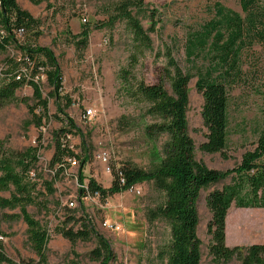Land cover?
Masks as SVG:
<instances>
[{"label":"rangeland","instance_id":"1","mask_svg":"<svg viewBox=\"0 0 264 264\" xmlns=\"http://www.w3.org/2000/svg\"><path fill=\"white\" fill-rule=\"evenodd\" d=\"M26 8L39 24L25 30L16 43L0 51V75L6 69L4 59L17 60L21 52L17 44L48 47L54 54L60 71L59 104L63 112L72 119L76 131L67 134L69 146L76 154L62 173L53 176L48 160L53 148V136L62 127L64 116L56 111L52 86L46 81L40 86L41 96L46 100L47 116L41 119L38 128L31 122L26 104L33 105L30 86H21L14 92V99L0 107V155L8 151L19 152L35 143L40 130L41 148L37 161L29 171L35 185L33 195L39 206L27 205L26 211L47 229L45 245L47 264H59L71 257L72 248L79 264H94L87 252L95 245V239L76 240L70 245L56 230V226L77 227L78 222L66 221L86 217L95 231L107 241L112 252L110 264H162L157 251L168 240V226L161 219L147 220L146 210L163 200L162 193L151 182L141 181L129 189L99 198L86 195L77 198V173L81 167L83 182L91 177L103 187H108L112 173L124 163L143 169L152 168L157 162L152 145L160 146L161 138L155 142L145 139L142 133L140 108L119 90L118 71L127 68L131 34L123 19L97 26L115 11L120 0H42L32 4L28 0H16ZM215 3L244 17L240 0H142V7H130L140 25H149L148 10L155 8L158 22L155 31L148 32L151 49L146 51L131 73L145 83H154L162 75L166 47L178 65L192 74L204 70L220 59V53L207 44L189 53L188 44L202 27L217 21ZM23 8V9H24ZM96 25V26H95ZM86 27L88 34L83 46L76 47L74 40ZM38 34H35V32ZM238 57L228 53V141L223 158L220 153H206L199 149L207 132L201 116L203 99L195 88L196 76L188 83V105L186 111L187 130L193 140L194 155L207 166L219 170L233 167L240 161L242 153L252 149L257 132L264 125V42L245 36ZM44 62L41 54L35 55ZM221 68V67H220ZM219 68V70H220ZM2 82L0 78V83ZM165 87L168 85L165 82ZM65 97L70 101L64 106ZM92 108L94 114L87 116L85 110ZM37 112L38 109L36 108ZM127 116V122L120 116ZM146 120H149L146 118ZM83 141V144H81ZM86 155V161L78 159ZM43 181H51L52 191L44 189ZM229 179L217 182L200 191L197 199V235L200 239L199 264H239L238 258L216 263L209 253L210 235L207 223L211 213L205 198L213 189L227 184ZM8 191H0L7 197ZM69 202H72L69 205ZM19 213L0 207V245L3 254L12 264H37L36 256L26 241V226L20 218L11 219L7 214ZM264 243V207L237 208L231 206L226 216V244L249 245ZM7 264V263H1ZM9 264V263H8Z\"/></svg>","mask_w":264,"mask_h":264},{"label":"trees","instance_id":"2","mask_svg":"<svg viewBox=\"0 0 264 264\" xmlns=\"http://www.w3.org/2000/svg\"><path fill=\"white\" fill-rule=\"evenodd\" d=\"M38 4L42 0H28ZM142 0H120L114 6V13L107 16V20L96 24L103 26L123 19L131 34L130 50L127 56V68L118 71L119 90L131 102L140 108L139 118L142 122V133L146 140L155 142L159 137L161 143L158 148L152 145V152L157 160L150 169H143L130 163L121 164L113 173L108 187H103L91 177L83 182L84 176L80 170L77 173V198L86 195H97L105 198L108 195L129 189L134 184L147 181L162 193L163 200L156 206L146 210L149 221L163 220L168 226V240L157 251V259L162 264H199L200 239L197 235L198 211L197 199L200 191L212 184L229 179V182L219 189L211 190L206 198V205L211 213L207 223L210 235L208 250L214 262H228L233 258L240 260L239 264H264V243L249 245L226 244V216L231 206L237 208L264 207V125L257 132L252 149L245 150L240 161L231 168L219 170L207 166L197 160L194 155L193 140L187 130L188 83L196 76L195 88L201 94L203 103L201 116L207 132L205 140L199 149L206 153H220L227 158L228 141V85L227 70L222 67L227 62V55L233 52L238 57L241 43L245 36L264 42V0H240L244 17L237 12L225 9L215 3L217 21L206 23L188 44L189 53L197 47L207 44L215 48L221 57L197 74L184 71L171 55V49L166 47L162 55L165 63L162 75L154 83H145L142 78L135 77L131 68L138 59L151 49L148 32L155 31L158 22L155 14L157 10H148L149 25L144 29L138 19L130 12V7L136 10L142 7ZM39 19L34 18L27 10L21 8L16 0H0V51L16 43L14 31L17 28L34 29ZM95 25V26H96ZM35 34H38L36 31ZM88 30L82 27L79 38L74 40L76 47L86 42ZM21 52L19 60L5 58L6 69L0 75V107L13 100L14 92L21 86H30L33 105H28L25 99H20L27 107L31 122L38 128L41 119L47 116L46 100L41 96L39 85L19 74L20 66L25 64L22 57L26 56L36 65H41L45 74V81L52 86L55 97L56 111L61 113L62 127L53 136V148L48 160V168L56 177L68 166L76 154L69 146L66 138L76 127L62 110L59 99L60 71L53 52L46 46L17 44ZM36 54H41L44 62L37 60ZM35 66L30 72H34ZM221 67V68H220ZM220 68V70H219ZM19 74V75H18ZM18 75V77H16ZM167 83L168 89L164 83ZM70 101L65 97L64 106ZM38 109L36 112L35 109ZM149 119V120H146ZM120 120L127 122V116H120ZM40 130L37 131L35 143L24 150L8 151L0 155V191H8L7 197H0V207L13 209L18 207L19 213L7 214V217L20 218L26 226V241L34 252L37 264H47L45 245L48 241L47 229L34 219L25 209L27 205L39 206L33 192L36 182L28 175L37 161V152L41 148ZM83 144V141H81ZM83 163L86 155L78 159ZM44 189L52 191L51 181H43ZM78 222L77 227L56 226L55 230L70 245L76 240L95 239V245L87 252L94 264H110L112 252L108 241L95 231L86 217L74 219L68 217L66 221ZM1 233V232H0ZM1 236V234H0ZM71 257L59 264H79L78 254L69 249ZM10 260L3 254L0 245V264Z\"/></svg>","mask_w":264,"mask_h":264},{"label":"built area","instance_id":"3","mask_svg":"<svg viewBox=\"0 0 264 264\" xmlns=\"http://www.w3.org/2000/svg\"><path fill=\"white\" fill-rule=\"evenodd\" d=\"M23 33V29L22 28H17L14 31V35L16 37H20L21 34ZM21 57L18 56L17 60H19ZM22 61L25 63L26 62V66L25 64L21 65L20 68V73L21 75L25 76L26 79H30L31 81H33L35 84L39 85V87L41 86V84L43 82H45V74H44V70L43 67L41 65H36L34 64V62L32 60H28V58H26V56L22 57ZM35 66V70L34 72H30L31 68ZM18 74V75H19ZM18 75L16 77H18ZM92 108H87L85 110L87 116H92L94 114V112L92 111ZM74 162V159L70 160V162ZM72 202H69V205H71Z\"/></svg>","mask_w":264,"mask_h":264},{"label":"crops","instance_id":"4","mask_svg":"<svg viewBox=\"0 0 264 264\" xmlns=\"http://www.w3.org/2000/svg\"><path fill=\"white\" fill-rule=\"evenodd\" d=\"M22 8H24V7H22ZM24 9H26V8H24Z\"/></svg>","mask_w":264,"mask_h":264}]
</instances>
